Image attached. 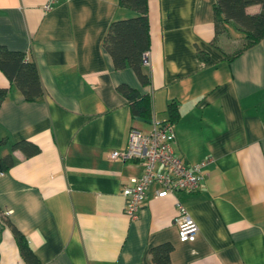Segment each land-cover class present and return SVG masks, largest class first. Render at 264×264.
<instances>
[{"label":"crops","instance_id":"obj_1","mask_svg":"<svg viewBox=\"0 0 264 264\" xmlns=\"http://www.w3.org/2000/svg\"><path fill=\"white\" fill-rule=\"evenodd\" d=\"M46 1L0 0V45L36 61L46 91L27 102L13 89L0 108L4 152L23 140L40 148L30 158L15 151L19 163L0 174V264H26L3 217L42 264H155L150 249L164 243L174 246L172 264H264V39L229 62L237 50L216 38L215 0H149L143 87L104 47L110 25L136 12L119 0H60L45 12ZM122 84L152 97L150 121L130 120ZM9 87L0 71V88ZM172 103L175 153L208 162L201 189L158 198L154 186L132 220L122 192L143 166L111 155L131 128L170 120ZM178 202L199 227L193 243L179 239Z\"/></svg>","mask_w":264,"mask_h":264},{"label":"trees","instance_id":"obj_2","mask_svg":"<svg viewBox=\"0 0 264 264\" xmlns=\"http://www.w3.org/2000/svg\"><path fill=\"white\" fill-rule=\"evenodd\" d=\"M119 5L131 9L137 15L114 21L104 38V47L111 55L117 71L132 70L141 85L147 87L151 85V76L144 65V55L151 49L149 0H119ZM254 5L261 7L260 12L249 14L247 8ZM214 17L216 38L229 36L230 27L242 34L244 44L232 55H226L229 62L264 39V0H215ZM199 54L205 59L206 54ZM0 71L10 83L9 88H0V108L13 89L18 90L27 102H36L46 95L36 61L26 53L0 45ZM117 91L127 101L130 120L150 121L153 115V99L150 95L142 94L126 84L118 86ZM169 115L175 123L179 119L176 103L170 104ZM6 143L7 139L0 140V148ZM15 151H21L30 158L38 155L40 148L27 140L13 143L11 150L0 157V174L9 172L19 163ZM2 220L11 229L24 262L42 264L22 232L7 217ZM173 251L171 243H164L151 248L150 255L155 264H172Z\"/></svg>","mask_w":264,"mask_h":264},{"label":"built area","instance_id":"obj_3","mask_svg":"<svg viewBox=\"0 0 264 264\" xmlns=\"http://www.w3.org/2000/svg\"><path fill=\"white\" fill-rule=\"evenodd\" d=\"M60 0H47L45 12L53 10ZM144 65L149 67V52L144 55ZM151 130L143 132L131 128L125 149L115 150L111 158L122 162H138L143 166L139 177L130 179L123 188L124 213L132 220H138L152 187L157 186V197L166 198L178 193L194 194L201 189L204 169L208 162L196 165L186 163L175 153L176 124L171 120L153 119ZM175 224L181 242L193 243L199 234V227L188 214L185 206L176 204Z\"/></svg>","mask_w":264,"mask_h":264},{"label":"rangeland","instance_id":"obj_4","mask_svg":"<svg viewBox=\"0 0 264 264\" xmlns=\"http://www.w3.org/2000/svg\"><path fill=\"white\" fill-rule=\"evenodd\" d=\"M235 30H236V29H235ZM235 32H236V33H235ZM238 34H239V31H238V33H237V30L234 31V32L232 33V35H233V38H232V39H233V41H234V43H233L232 46L229 45V43H231V42H230V37H229L228 35H223V37H221L222 39H225V40L227 41V43L225 44V47H226V48L229 47V48H228L229 50H231V51H235V50H238V48H240V47L243 46V44H244L243 37H242V36L240 37ZM238 36H239V37H238ZM236 37H238V38H236ZM4 151H6L5 148H1V149H0V157H1L2 155L5 154ZM7 151H9V147H7Z\"/></svg>","mask_w":264,"mask_h":264}]
</instances>
